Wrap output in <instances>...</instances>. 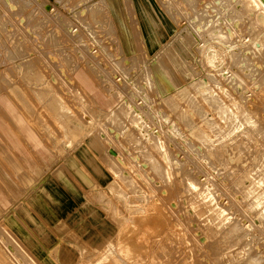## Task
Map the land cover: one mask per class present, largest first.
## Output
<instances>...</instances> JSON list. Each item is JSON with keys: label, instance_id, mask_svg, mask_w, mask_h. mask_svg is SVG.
I'll list each match as a JSON object with an SVG mask.
<instances>
[{"label": "rangeland", "instance_id": "rangeland-1", "mask_svg": "<svg viewBox=\"0 0 264 264\" xmlns=\"http://www.w3.org/2000/svg\"><path fill=\"white\" fill-rule=\"evenodd\" d=\"M245 1L0 0V96L24 121L4 118L16 144L0 132L7 264H264V27ZM138 214L173 235L129 260Z\"/></svg>", "mask_w": 264, "mask_h": 264}, {"label": "bare ground", "instance_id": "bare-ground-1", "mask_svg": "<svg viewBox=\"0 0 264 264\" xmlns=\"http://www.w3.org/2000/svg\"><path fill=\"white\" fill-rule=\"evenodd\" d=\"M171 1V0H170ZM21 2H22V0H21ZM246 2V7H248V9H249V7L250 8H254L255 10H257L258 11V13H259V17H258V21H259V24L260 25H262L263 27H264V0H246L245 1ZM11 5H13V2H10L9 4H8V6H11ZM94 4L92 5V7L90 8V11H93V9L94 8H96V7H99V5L98 6H94ZM195 16H196V14H195ZM254 18V17H253ZM196 30V29H195ZM197 32V31H196ZM195 32V33H196ZM193 33H194V31H193ZM194 33V34H195ZM197 36V35H196ZM263 36V35H262ZM125 61V60H124ZM153 79V78H152ZM229 80H231V77H229ZM233 80V79H232ZM231 80V81H232ZM191 84H193V83H191ZM190 84V85H191ZM203 85H204V83H202V87H203ZM206 85V84H205ZM204 85V86H205ZM201 86V84L199 85V87ZM184 87V86H183ZM186 87V86H185ZM184 87V88H185ZM201 87V88H202ZM208 87V86H207ZM207 87H205V89H204V87L202 88V91H203V89L204 90H206V88ZM174 88V87H173ZM180 88V87H179ZM182 88V87H181ZM209 88V87H208ZM175 89V88H174ZM198 89V88H197ZM177 90H178V88H177ZM183 90V89H182ZM209 90V89H208ZM211 90V89H210ZM209 90V91H210ZM187 91H188V89H187ZM186 91V89H184V92L185 93H187L188 94V92ZM174 92V91H173ZM179 93L180 94V90L179 91H176V93ZM198 92V94H199V90L197 91ZM204 92V91H203ZM212 92V91H211ZM172 93V92H171ZM178 93H177V96H178ZM184 93V94H185ZM207 94L206 95V97L208 96H210L208 93L209 92H204V94ZM170 94V93H169ZM173 94V93H172ZM184 94L182 95L181 94V96H184ZM202 94V93H201ZM171 95V94H170ZM173 95H175V93L173 94ZM186 95V94H185ZM166 96V95H165ZM176 96V95H175ZM181 96H180V99H184L183 97L181 98ZM202 96V95H201ZM204 97H203V99H204V102L206 101V97H205V95H203ZM188 97V96H187ZM211 97V99H209L210 101H212V104H218V102L216 103L215 102V100L217 99L218 100V98H216V96H214L213 98H214V100H213V98H212V95L210 96ZM162 98H163V96H162ZM167 98H169V100H168V102L170 103V102H172V106H175V104H174V102H173V100L171 101L170 99H173L172 98V96L171 97H167ZM189 98V97H188ZM201 98V97H200ZM186 99V98H185ZM165 100V99H164ZM189 101H191V100H189ZM203 101V100H202ZM208 101V100H207ZM237 103V102H236ZM191 104H192V102H191ZM191 104L190 103H188L187 102V108H188V105H190V108H191ZM219 105V104H218ZM227 105H229V104H227ZM220 106H221V103H220V105H219V108H220ZM223 106H225L224 104L222 105V107ZM231 106V105H230ZM240 106V105H239ZM227 106H225V108H226ZM187 108H186V111H188V110H190L189 108H188V110H187ZM195 108V107H194ZM224 107L223 108H221V109H225ZM192 109H193V105H192ZM217 109V108H216ZM230 109H232V107L230 108L229 107V111H226V110H228V108L225 110L226 112L225 113H223L224 115H226V113L228 112H230ZM217 110H220V109H217ZM193 111V110H192ZM222 111V110H221ZM221 111L219 112V113H221ZM183 112H185V111H183ZM182 112V113H183ZM183 114H186V112L185 113H183ZM222 114V115H223ZM231 114V113H230ZM233 114V113H232ZM187 115H189V114H187ZM186 115V116H187ZM222 115L220 116V117H222ZM185 115H184V117L185 118H187ZM229 115L227 114V117H228ZM182 117H183V115H182ZM136 118V117H135ZM204 118V120L207 118V116L205 115V117H203ZM225 118V116H223V119ZM230 118H233V115H232V117H230ZM140 119V118H139ZM209 119V118H208ZM207 119V120H208ZM222 119V118H221ZM213 120V119H212ZM227 120H229V122H228V124H232V123H230V119H227ZM250 119H249V117H247V123H249V124H252V122H248ZM138 121V120H137ZM141 122V121H140ZM202 122H204V121H202V118H201V126H202ZM207 122V121H206ZM211 122V124H213L212 123V121H210ZM233 122V121H232ZM235 122V121H234ZM205 124V123H204ZM207 125H208V123H206ZM132 126V125H131ZM134 126V125H133ZM143 126V125H142ZM213 126V125H212ZM135 127V126H134ZM205 127H206V125H205ZM209 128H212L211 127V125H209ZM195 129H198V125H197V128H196V126H195ZM199 129H201V128H199ZM194 130V129H193ZM202 130V129H201ZM193 132V131H192ZM197 132H199V130L197 131ZM196 132V133H197ZM195 133V134H196ZM194 134V135H195ZM201 136H202V138L204 137V135L206 134V133H204V135H203V131H201ZM151 135V134H150ZM192 135V134H191ZM207 135V134H206ZM197 136H200L199 134L197 135ZM208 137V136H207ZM199 138H201V137H199ZM204 138H206V137H204ZM206 140V139H205ZM158 144H159V141H158ZM159 147V146H158ZM161 149V148H160ZM259 182V181H258ZM257 182V183H258ZM254 183V182H253ZM260 183V182H259ZM258 183V184H259ZM261 184V183H260ZM264 194V193H263ZM204 199H205V197H204ZM256 200H257V198H256ZM207 201V200H206ZM260 201V200H259ZM256 202V201H255ZM258 202V201H257ZM212 205H213V203H212ZM82 206H83V204H82ZM215 207H216V205H215ZM218 208V207H217ZM214 210H215V208H214ZM136 219L135 220H133L130 224H126L124 227H122V230H121V233H120V235H119V237H118V245H119V249H120V252H121V255L123 256V257H125V258H127V259H131V258H134V257H137V258H143V257H145L147 254H149V251L151 250V247H152V245L158 240V238H160V237H162L163 235H173V232L172 231H170V230H168L167 228H166V221H165V216H151V214H149V215H147V214H138V217L136 216L135 217ZM57 225V224H56ZM168 225V224H167ZM62 226H64V225H62ZM61 229H62V227H61ZM63 229H67V228H65V227H63ZM120 229V228H119ZM119 229H118V231H119ZM116 238V237H115ZM114 240V239H113ZM112 243V242H111ZM109 244H110V241H109ZM116 245V243H113V246H115ZM112 245V244H111ZM59 248V247H58ZM104 248V247H103ZM108 248V247H107ZM55 251V250H54ZM115 252V251H114ZM51 253V252H50ZM119 254V253H118ZM53 255V254H52ZM52 255H51V257H52ZM119 256V255H118ZM149 255H147V257H148ZM152 257V256H151ZM52 259V258H51ZM152 260V259H151ZM0 263L1 264H7L8 262L6 261V259L4 258V256H3V252L1 251V249H0ZM99 264V263H98ZM116 264V263H115ZM130 264H131V261H130Z\"/></svg>", "mask_w": 264, "mask_h": 264}, {"label": "crops", "instance_id": "crops-1", "mask_svg": "<svg viewBox=\"0 0 264 264\" xmlns=\"http://www.w3.org/2000/svg\"><path fill=\"white\" fill-rule=\"evenodd\" d=\"M11 2V0H4V5L9 12H14L16 6L10 7L8 4ZM46 10H49L48 6H45ZM91 8V7H90ZM90 8H87V10H83V15H92L96 14L101 10V7H96L93 9V11H90ZM23 21V20H22ZM0 132L4 135V137L8 140L9 143L16 144L14 138H13V131L9 128V126H4V118L9 119L16 127L18 125H21L23 121V118L19 114V112L16 110L15 107H13L10 102L4 97L0 96ZM8 117V118H6ZM25 136L30 140L33 139V142L36 143L35 139L33 138L32 134L28 131V129H24ZM12 146V145H11Z\"/></svg>", "mask_w": 264, "mask_h": 264}]
</instances>
